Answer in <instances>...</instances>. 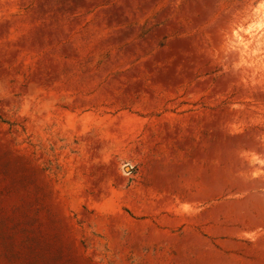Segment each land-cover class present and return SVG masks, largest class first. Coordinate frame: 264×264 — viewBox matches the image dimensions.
Returning a JSON list of instances; mask_svg holds the SVG:
<instances>
[{
    "label": "rangeland",
    "instance_id": "rangeland-1",
    "mask_svg": "<svg viewBox=\"0 0 264 264\" xmlns=\"http://www.w3.org/2000/svg\"><path fill=\"white\" fill-rule=\"evenodd\" d=\"M0 264H264V0H0Z\"/></svg>",
    "mask_w": 264,
    "mask_h": 264
}]
</instances>
